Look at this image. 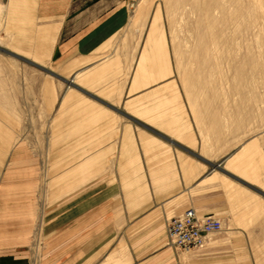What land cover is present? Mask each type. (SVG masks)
Masks as SVG:
<instances>
[{"label":"rangeland","instance_id":"374dc122","mask_svg":"<svg viewBox=\"0 0 264 264\" xmlns=\"http://www.w3.org/2000/svg\"><path fill=\"white\" fill-rule=\"evenodd\" d=\"M46 1L0 0V89L37 78V127L26 134L43 173H62L67 187L76 184L77 160L94 156L85 172L94 166L98 178L84 188L116 195L133 213L156 208L154 198L162 206L150 230L165 242L167 224L186 209L221 221L205 249L165 245L179 264H264V0H133L123 23L106 25L118 30L78 59L60 57L58 42L98 22L44 20ZM63 91L79 105L93 101L87 110L100 102L104 115L78 123L77 108L58 107ZM45 96L53 116L43 111ZM95 119L117 128L95 134L115 139L114 149L76 148L78 128L88 130L86 145L93 141ZM35 244L33 264L43 253Z\"/></svg>","mask_w":264,"mask_h":264},{"label":"crops","instance_id":"0c3cea01","mask_svg":"<svg viewBox=\"0 0 264 264\" xmlns=\"http://www.w3.org/2000/svg\"><path fill=\"white\" fill-rule=\"evenodd\" d=\"M132 1L47 0L46 5L50 7L42 11L44 20L98 22L92 27L89 25L83 34L73 33L71 39L58 42L57 54L63 58L68 54L75 59L95 54L99 44L118 30L106 25L114 21L123 23L125 6ZM79 4L84 7L75 8ZM64 25L58 29V38ZM77 76L73 77V83ZM11 84L12 88L0 89V264H33L31 254L36 249V241L43 249L37 264H179L177 252L172 247L165 248L168 239L165 242L163 234L154 236L150 230L155 227L152 221L150 224V217L161 208V203L153 198L152 205L156 208L142 204L133 213L128 212L126 205L116 204V195L104 197L102 192L84 188L86 180L98 178L94 166L87 173L88 177L85 172L86 162L94 156L77 160L76 184L70 182L67 187L61 184L62 173L54 177L43 173L42 156L36 153V139L30 136L37 127V78L15 77ZM72 95L68 91L61 92L57 106H64L66 101L63 111L77 108L83 118L78 123L104 115L105 110L97 108L101 107L100 102L87 110L94 102L88 100L85 105L82 100L79 105L77 102L81 100L75 103L68 98ZM98 100L105 103L104 99ZM44 101L46 117L53 116V97L45 96ZM100 122L97 119L93 125L91 144H85L83 135L88 130L77 129L76 148H115V139L95 138L97 131L99 134L102 130L104 133L117 131L111 124L101 125ZM45 131L48 132V128L44 127ZM52 138L49 137L46 144ZM207 180L206 177L200 183ZM219 210L221 206L210 209Z\"/></svg>","mask_w":264,"mask_h":264},{"label":"built area","instance_id":"2783aa9c","mask_svg":"<svg viewBox=\"0 0 264 264\" xmlns=\"http://www.w3.org/2000/svg\"><path fill=\"white\" fill-rule=\"evenodd\" d=\"M222 224L217 218L198 217L192 208L174 218L167 224L168 244L179 252H191L205 249L209 239L221 232Z\"/></svg>","mask_w":264,"mask_h":264},{"label":"bare ground","instance_id":"6f19581e","mask_svg":"<svg viewBox=\"0 0 264 264\" xmlns=\"http://www.w3.org/2000/svg\"><path fill=\"white\" fill-rule=\"evenodd\" d=\"M143 1H144V0H143ZM182 1H183V0H182ZM177 2H178V1H177ZM149 31H150V30H149ZM152 31H153V30H152ZM152 31H150V33H151ZM214 33H215V32H214ZM215 34H216V33H215ZM204 49H205V48H204ZM71 83H73V80L71 81ZM227 160H228V159H227ZM225 161H226V160H225ZM223 164H224V163H223ZM221 166H222V165H221ZM183 212H184V211H183ZM183 212H182V213H183ZM182 213H181V214H182ZM196 213H197V212H196ZM181 214H180V215H181ZM180 215H179V216H180ZM197 215H198V214H197ZM199 216H200V215H198V217H199ZM202 249H203V248H202ZM198 250H199V249H198Z\"/></svg>","mask_w":264,"mask_h":264},{"label":"water","instance_id":"95a60500","mask_svg":"<svg viewBox=\"0 0 264 264\" xmlns=\"http://www.w3.org/2000/svg\"><path fill=\"white\" fill-rule=\"evenodd\" d=\"M16 57V56H15ZM46 71V70H45ZM47 72V71H46ZM48 74H50V75H53L52 73H50V72H47Z\"/></svg>","mask_w":264,"mask_h":264}]
</instances>
